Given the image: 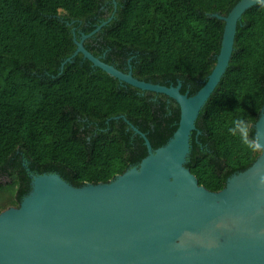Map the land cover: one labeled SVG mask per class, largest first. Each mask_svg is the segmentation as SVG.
I'll return each instance as SVG.
<instances>
[{"label":"trees","instance_id":"16d2710c","mask_svg":"<svg viewBox=\"0 0 264 264\" xmlns=\"http://www.w3.org/2000/svg\"><path fill=\"white\" fill-rule=\"evenodd\" d=\"M113 19L84 45L135 78L195 95L212 72L226 16L240 0H115ZM113 0H0V213L31 191V176L57 174L75 187L107 184L165 146L180 121L178 104L142 92L77 56L74 37L90 35ZM108 9V10H107ZM109 14V15H108ZM76 29V34L73 32ZM264 107V7L243 16L230 66L201 111L187 168L220 192L252 159L225 132L222 114L254 121ZM236 161L234 166L233 161Z\"/></svg>","mask_w":264,"mask_h":264},{"label":"water","instance_id":"95a60500","mask_svg":"<svg viewBox=\"0 0 264 264\" xmlns=\"http://www.w3.org/2000/svg\"><path fill=\"white\" fill-rule=\"evenodd\" d=\"M257 0H240L226 16L216 64L193 96L182 84L162 86L140 81L105 63L81 40L61 65L82 55L121 84L165 95L180 108L178 128L148 156L107 184L75 187L57 174H30L31 191L18 208L0 213V264H264V152L247 170L228 179L220 192L199 184L187 168L197 120L226 75L237 28ZM264 108V107H263ZM264 145V112L255 124Z\"/></svg>","mask_w":264,"mask_h":264},{"label":"clouds","instance_id":"9594fccd","mask_svg":"<svg viewBox=\"0 0 264 264\" xmlns=\"http://www.w3.org/2000/svg\"><path fill=\"white\" fill-rule=\"evenodd\" d=\"M261 7H264V0H257ZM264 112V108L259 109ZM221 119L225 121L226 134L236 140L241 148L246 151L252 159L264 152V145L260 141L259 132H254V121L240 109L232 113L222 114ZM235 166L236 161H233ZM264 182V177H261Z\"/></svg>","mask_w":264,"mask_h":264},{"label":"flooded vegetation","instance_id":"af4514ba","mask_svg":"<svg viewBox=\"0 0 264 264\" xmlns=\"http://www.w3.org/2000/svg\"><path fill=\"white\" fill-rule=\"evenodd\" d=\"M112 4H113V12L112 13H110V15H109V19H108V21L110 20V19H113V17H114V15H115V12H116V9H117V3H116V1L115 0H113V2H112ZM108 10V9H107ZM75 34H76V29H74V31H73ZM74 38H76V36L74 37ZM77 39V38H76ZM90 39V38H89ZM78 40V39H77ZM130 69V68H129Z\"/></svg>","mask_w":264,"mask_h":264}]
</instances>
